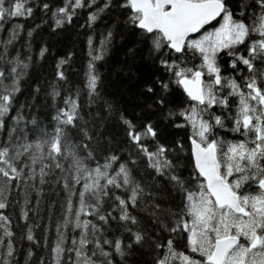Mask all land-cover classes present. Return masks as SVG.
Returning a JSON list of instances; mask_svg holds the SVG:
<instances>
[{
    "label": "snow or ice",
    "instance_id": "6c2138e0",
    "mask_svg": "<svg viewBox=\"0 0 264 264\" xmlns=\"http://www.w3.org/2000/svg\"><path fill=\"white\" fill-rule=\"evenodd\" d=\"M36 13L52 34L84 14L79 86L75 52L16 47ZM120 50L131 109L103 90ZM45 187L61 197L48 264H264V0H0V264L39 245Z\"/></svg>",
    "mask_w": 264,
    "mask_h": 264
},
{
    "label": "trees",
    "instance_id": "16d2710c",
    "mask_svg": "<svg viewBox=\"0 0 264 264\" xmlns=\"http://www.w3.org/2000/svg\"><path fill=\"white\" fill-rule=\"evenodd\" d=\"M47 20L46 16H42L40 13H36L34 17L28 20H17L14 23H20L24 26L21 33L20 43L16 47H20L26 41L31 40L34 48L36 45L47 42L49 43L54 52L63 55L66 51L71 50L76 53L73 58L72 70L69 72L70 84L79 86L80 81L83 78V66L85 63L86 49L84 43V37L86 31L79 29V25L84 23V14L81 13L80 19L73 21V26L66 29V31L59 34H52L47 26L43 23ZM36 25H40L39 29L33 31L31 38L28 37L27 33L30 29H34ZM105 23L101 21L95 28V34H98L104 30ZM123 54V50L118 51L116 55L110 58L106 57V62L102 63L99 68L100 72L104 78L103 90L108 93L113 98L117 99L122 105L131 109L136 105V100L134 97L135 89L130 84L128 78L125 76L124 72L120 70V57ZM52 63V58L49 57L47 61H41L38 67L40 72L34 74L43 76L47 71L50 70V65ZM31 83V81L29 82ZM25 88V93L27 94L28 85H23ZM21 100L24 96L20 97ZM113 131H118L113 129ZM176 135L183 136V132L175 133ZM224 135V133H221ZM226 138L233 139L234 137L228 135ZM17 189L13 188L12 195L22 203V194L17 195ZM59 192V189L56 190ZM44 192L46 195H42L40 198V209L39 214L33 216L30 213L28 225L32 226L33 234L36 241H39V245H34L32 242L26 239L21 240L17 245L19 251L17 253V259L20 264H39V258L43 257L48 264L49 260V248L56 239L55 224L59 220L61 215V209L59 207L58 201L61 199L59 196H53L51 191L45 187ZM33 205L36 201L33 198ZM20 207L16 206L14 209L10 208L5 214H11L13 224L19 225L17 231V236L26 234L25 222L19 219ZM47 245V247H46ZM31 250L34 255L33 257H27V251ZM147 256H143L142 259H146Z\"/></svg>",
    "mask_w": 264,
    "mask_h": 264
}]
</instances>
